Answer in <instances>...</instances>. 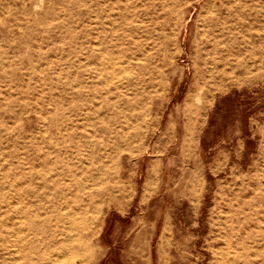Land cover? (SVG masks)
Returning <instances> with one entry per match:
<instances>
[{
    "label": "rangeland",
    "instance_id": "rangeland-1",
    "mask_svg": "<svg viewBox=\"0 0 264 264\" xmlns=\"http://www.w3.org/2000/svg\"><path fill=\"white\" fill-rule=\"evenodd\" d=\"M0 264H264V0H0Z\"/></svg>",
    "mask_w": 264,
    "mask_h": 264
},
{
    "label": "bare ground",
    "instance_id": "bare-ground-1",
    "mask_svg": "<svg viewBox=\"0 0 264 264\" xmlns=\"http://www.w3.org/2000/svg\"><path fill=\"white\" fill-rule=\"evenodd\" d=\"M216 65H218V64L216 63Z\"/></svg>",
    "mask_w": 264,
    "mask_h": 264
}]
</instances>
